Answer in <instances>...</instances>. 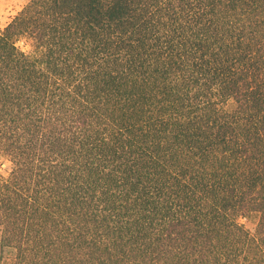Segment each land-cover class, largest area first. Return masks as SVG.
I'll return each instance as SVG.
<instances>
[{"label": "trees", "instance_id": "obj_1", "mask_svg": "<svg viewBox=\"0 0 264 264\" xmlns=\"http://www.w3.org/2000/svg\"><path fill=\"white\" fill-rule=\"evenodd\" d=\"M0 264H264V0H27Z\"/></svg>", "mask_w": 264, "mask_h": 264}, {"label": "rangeland", "instance_id": "obj_2", "mask_svg": "<svg viewBox=\"0 0 264 264\" xmlns=\"http://www.w3.org/2000/svg\"><path fill=\"white\" fill-rule=\"evenodd\" d=\"M27 0H0V29L10 21Z\"/></svg>", "mask_w": 264, "mask_h": 264}]
</instances>
